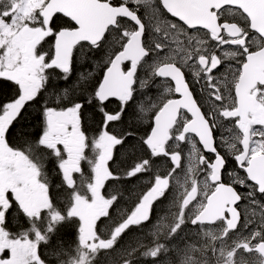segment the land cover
I'll list each match as a JSON object with an SVG mask.
<instances>
[{
  "label": "snow or ice",
  "instance_id": "snow-or-ice-1",
  "mask_svg": "<svg viewBox=\"0 0 264 264\" xmlns=\"http://www.w3.org/2000/svg\"><path fill=\"white\" fill-rule=\"evenodd\" d=\"M106 45L102 79L92 83L82 74L77 82L101 115L98 134H86L84 103L62 89L42 104L38 140L13 146L11 129L47 90L52 72L67 80L78 49ZM0 78L17 88L0 102V264H99L102 252L109 264H137V257L163 264L162 255L167 264H264V202L257 199L264 197V0H0ZM156 78L158 98L137 106L138 120L150 113L149 130L138 138L133 128L110 131L138 89ZM112 99L114 112L106 110ZM126 144L141 155L114 171L115 150ZM49 156L66 193L64 208L51 195ZM159 157L170 161L167 170L156 169L134 206L117 209L114 219L120 182L152 173ZM110 182L116 183L106 194ZM173 189L176 211L152 223L155 204ZM13 208L27 225L18 232L9 227ZM102 219L111 221L106 233ZM65 222L78 223L74 246L60 236ZM148 224L150 245L117 249L127 231ZM188 225L194 231L183 247L161 242Z\"/></svg>",
  "mask_w": 264,
  "mask_h": 264
},
{
  "label": "trees",
  "instance_id": "trees-1",
  "mask_svg": "<svg viewBox=\"0 0 264 264\" xmlns=\"http://www.w3.org/2000/svg\"><path fill=\"white\" fill-rule=\"evenodd\" d=\"M110 50L111 49L107 45L100 50L88 51L86 48L84 50L78 49L75 53L71 75L67 80L59 78L55 72H52L51 79L47 85V90L40 95L35 103L27 105L20 118L15 122L9 134L10 143L17 147H26L28 143H35L38 140V134L40 132V108L45 101H54L56 95L60 94L62 89L69 90L70 98L77 99L84 103L82 127L90 138L94 135H97L100 127L101 115L94 105H91L87 102L89 96L86 92L83 94L81 93V91L77 88V82L81 79L82 74L83 76H89L90 74L92 83L98 82L100 79H102L104 64ZM151 84L152 83H150L148 88L142 93L138 89L135 100H133L127 106L126 112L123 116V122L113 123L109 128L110 131H120L122 128H133L136 131L138 138L149 130L148 125L150 113L142 121L138 120L137 117L140 115V113L137 106L143 101L145 107L147 108L149 105V100L146 99V97H151L153 101L158 98L160 91ZM13 92V87L10 84L3 81L0 82V102H4L9 99V97L13 95ZM65 103H67V101H65ZM106 110L110 112L118 110V102H107ZM130 148L131 144H126L123 147H117L115 150V162H110L114 171L122 172L130 163L140 157L141 154L138 150L136 155L133 156ZM88 154L91 155V152L89 151ZM160 159L162 160V158H156L154 160L152 173L141 174L137 178H134L130 181L120 182L118 186L120 187L123 195L120 198L119 204H117L112 210V216L114 219H118L117 209L129 210L134 206L133 202L140 193L146 190V185L152 178V175L155 173L156 169L160 170L158 163V161H161ZM83 169L85 170V166H83ZM46 171L52 184L51 189L54 199H56L58 204H61L64 197L63 195H65V193L63 188L58 187L60 184L58 183V177L56 172H54L55 170L52 163H46ZM78 178L79 174H77V179ZM115 183L116 182H110L107 185L106 189L104 190L106 194L112 190ZM169 204L170 196L168 192L164 198L155 204L152 213V223H155L159 217L166 215L164 210ZM8 218L9 227L24 226L25 221L21 216H18L17 212L14 210H11L8 213ZM110 225L111 221L107 219L102 222V228L105 230L104 233H106L107 228ZM150 229L151 224L145 225L144 228L133 227L122 237L117 249L119 250L121 248L128 247L129 245L135 247L138 241L150 245L151 237L148 236ZM73 230L74 226H72L71 223L62 225L60 227V236L63 239L66 247L69 245L74 246ZM175 241H177V238ZM161 242L165 243L163 239ZM169 246L170 245H168V247ZM115 257L116 254L113 253L111 258ZM109 259L110 258H106L105 254L102 252L100 254L99 264H109ZM159 262L167 264V258L162 255L159 258ZM137 264H151V258L145 260L142 257H137Z\"/></svg>",
  "mask_w": 264,
  "mask_h": 264
},
{
  "label": "flooded vegetation",
  "instance_id": "flooded-vegetation-1",
  "mask_svg": "<svg viewBox=\"0 0 264 264\" xmlns=\"http://www.w3.org/2000/svg\"><path fill=\"white\" fill-rule=\"evenodd\" d=\"M144 13H143V10L141 11V15H143ZM150 36H151V33H150V31H149V36L148 37H146V38H150ZM110 39V38H109ZM48 47V45H45V48H47ZM150 62V61H149ZM51 71V70H50ZM220 71H223V68H221L220 69ZM55 73L59 76V78H60V76L62 75V74H58L59 73V70H56L55 71ZM139 75L141 76V77H143V76H145V71L144 70H141L140 71V73H139ZM187 79L189 80V82L191 83V81H192V76H191V73H188L187 74ZM7 82L8 84H10L12 87H13V90H14V92H13V95L12 96H10L9 97V99H7L6 101H4V102H7L8 100H10V99H12V98H14V96L16 95V91H17V88H16V86H15V84L13 83V82H11V81H7V80H5V79H3V78H0V82ZM151 85H153L154 87H156L157 89H159V91H160V93L162 92V86H161V79L160 78H156L153 82H152V84ZM192 91H193V93H194V95H195V98L197 99V100H199L201 103H204V99H203V97H202V95H201V93H200V91H199V89L195 86V85H193L192 86ZM138 93V92H137ZM178 98V97H177ZM109 102H111V103H116L117 101H109ZM31 103H29L28 105H30ZM203 110H207V105L205 104V106H204V109ZM41 120H42V118H41V108H40V131H41ZM39 134H40V132H39ZM39 134H38V136H39ZM8 139H10V135L8 136ZM9 142H10V140H9ZM185 147H186V149L188 150V145H185ZM221 151H223L222 149H221ZM160 158V157H159ZM47 162H50V163H52V165H53V168H54V172H56V174H57V177H58V183L60 184L61 183V178H60V176L58 175V170H57V167H56V164L57 163H54L53 161H52V159H51V157L49 156L48 157V159H47ZM83 166H85V172H87L88 171V165L86 164V162H84V163H82V167ZM228 169L229 170H234V162L233 161H231V158H229V165H228ZM237 188H238V190L239 191H244V190H242V189H240L239 188V186H237ZM64 190V189H63ZM50 191H51V195H52V198L54 199V195H53V193H52V189L50 188ZM64 193H65V191H64ZM64 197H63V201H62V203L61 204H58L57 202H56V199H54V201H55V203H56V205H57V207H59V208H64L65 207V203H66V195H63ZM257 199H260L262 202H264V197H260L259 195H257ZM248 202L247 201H242L241 203H240V205H239V210L243 213L244 212V210H245V205L247 204ZM12 210H14L15 212H16V209L15 208H13ZM8 215V214H7ZM9 219V218H8ZM103 221H105V219H102V222ZM102 222H100L99 223V227H100V230H101V232L102 233H104V229L102 228ZM72 224V226H74V242H75V240H76V234H77V228H78V223L77 222H65L63 225H66V224ZM27 225H26V222H24V227H26ZM191 227H193V226H191ZM14 232H18V231H20V229H21V227L20 226H16V227H13V226H11L10 227ZM42 251H44V249L42 248ZM5 255H7V253H5Z\"/></svg>",
  "mask_w": 264,
  "mask_h": 264
},
{
  "label": "rangeland",
  "instance_id": "rangeland-1",
  "mask_svg": "<svg viewBox=\"0 0 264 264\" xmlns=\"http://www.w3.org/2000/svg\"><path fill=\"white\" fill-rule=\"evenodd\" d=\"M151 33V31H150ZM224 70V69H223ZM182 148L184 150V153H185V157H186V153H187V149L185 147V145H182ZM51 157V156H50ZM52 161L54 163H57L56 162V159L55 157H51ZM161 160V159H160ZM159 163V168H160V171L161 172H165L167 170V166L168 164H170V161L168 160V158L166 157H163L161 161H158ZM49 183H50V186H52L50 180H49ZM51 188V187H50ZM174 191L175 189H173L172 191H169V196H170V204L165 208V212H166V215L165 217H168L169 219H171V212H174L176 211L175 208L172 207V202L171 200L173 201V194H174ZM66 195V193H65ZM194 229L193 227H191V225H188V227H186L184 229L183 232H181L179 234V236H177V241H175V239L171 240V241H165V243H167L169 246L170 249H174L175 247L179 246V247H183L185 243H187L188 241L186 240V237H191L192 236V233H193ZM194 238V237H193ZM173 257H174V253L171 254ZM167 258V257H165ZM168 259V258H167Z\"/></svg>",
  "mask_w": 264,
  "mask_h": 264
},
{
  "label": "water",
  "instance_id": "water-1",
  "mask_svg": "<svg viewBox=\"0 0 264 264\" xmlns=\"http://www.w3.org/2000/svg\"><path fill=\"white\" fill-rule=\"evenodd\" d=\"M112 100L116 101L115 99H112Z\"/></svg>",
  "mask_w": 264,
  "mask_h": 264
}]
</instances>
